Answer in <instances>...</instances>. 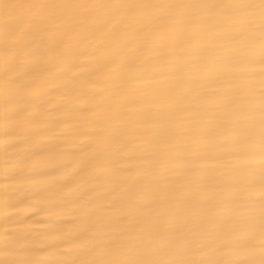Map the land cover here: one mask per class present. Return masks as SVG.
<instances>
[{
    "label": "bare ground",
    "instance_id": "6f19581e",
    "mask_svg": "<svg viewBox=\"0 0 264 264\" xmlns=\"http://www.w3.org/2000/svg\"><path fill=\"white\" fill-rule=\"evenodd\" d=\"M0 264H264L261 0H0Z\"/></svg>",
    "mask_w": 264,
    "mask_h": 264
},
{
    "label": "snow or ice",
    "instance_id": "6c2138e0",
    "mask_svg": "<svg viewBox=\"0 0 264 264\" xmlns=\"http://www.w3.org/2000/svg\"><path fill=\"white\" fill-rule=\"evenodd\" d=\"M261 6L264 8V0H261Z\"/></svg>",
    "mask_w": 264,
    "mask_h": 264
}]
</instances>
